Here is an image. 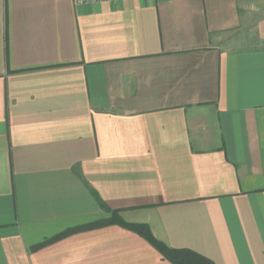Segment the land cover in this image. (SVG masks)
Instances as JSON below:
<instances>
[{
  "label": "crops",
  "instance_id": "0c3cea01",
  "mask_svg": "<svg viewBox=\"0 0 264 264\" xmlns=\"http://www.w3.org/2000/svg\"><path fill=\"white\" fill-rule=\"evenodd\" d=\"M114 210L264 264V0H0V264H171Z\"/></svg>",
  "mask_w": 264,
  "mask_h": 264
},
{
  "label": "trees",
  "instance_id": "16d2710c",
  "mask_svg": "<svg viewBox=\"0 0 264 264\" xmlns=\"http://www.w3.org/2000/svg\"><path fill=\"white\" fill-rule=\"evenodd\" d=\"M109 223H119L120 226L132 230L143 239H145L148 244H150L162 258L168 260L171 264H215L210 259L205 256L186 248H173L168 246L165 242L156 238L150 231L149 227L144 223H128L124 221L120 216L118 211H112V214L108 219L103 221H96L94 223L86 224L82 226L83 228L92 227L94 225L99 226L101 224H109ZM80 227H75L73 229L67 230L61 234H64L68 231H74L76 229H80ZM57 238L54 236L45 240L40 245L48 243L49 241ZM38 246V245H37Z\"/></svg>",
  "mask_w": 264,
  "mask_h": 264
},
{
  "label": "built area",
  "instance_id": "2783aa9c",
  "mask_svg": "<svg viewBox=\"0 0 264 264\" xmlns=\"http://www.w3.org/2000/svg\"><path fill=\"white\" fill-rule=\"evenodd\" d=\"M97 1H114V0H76L77 3L97 2Z\"/></svg>",
  "mask_w": 264,
  "mask_h": 264
}]
</instances>
